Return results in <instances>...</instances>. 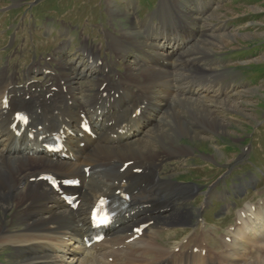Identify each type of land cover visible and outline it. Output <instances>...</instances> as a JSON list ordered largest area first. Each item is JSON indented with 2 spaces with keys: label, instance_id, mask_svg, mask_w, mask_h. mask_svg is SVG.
<instances>
[{
  "label": "bare ground",
  "instance_id": "bare-ground-1",
  "mask_svg": "<svg viewBox=\"0 0 264 264\" xmlns=\"http://www.w3.org/2000/svg\"><path fill=\"white\" fill-rule=\"evenodd\" d=\"M202 6L198 4L197 7L201 8ZM114 11L115 13L126 14L123 9L117 6H115ZM188 15L193 17L191 12ZM148 28V38L154 40L151 41V44L145 42V40L142 43L137 38L138 32L133 31V36L122 34L120 38L111 37L109 46L116 54L125 53L129 46L133 44L136 47L150 48L155 54L164 56L165 61H168V68L158 64V62L154 64L150 62L147 66H138L135 72L130 69L126 77L120 76L116 81H110L107 76L99 74L95 79L96 89L93 94L80 90L81 87L78 81L83 78V72H74L69 64L62 61L61 57L57 61L58 72L53 77L56 82L52 86H55L56 90L45 87L40 92H32L31 86L25 85L18 88L16 82L7 80L11 79L10 76L0 72V210H5L9 205H15L17 210L14 218L23 226L17 234L10 235L8 226L2 223L0 225V246L11 245L14 247L15 252L22 257L21 262L18 261L15 264H157L160 259L165 260L167 256L172 255L173 249L163 247L156 240L159 229L154 226L150 227L138 240L128 243V247L124 249H114V246L122 244L123 240L129 237L125 234L130 230L128 226H123L111 239L101 243L102 250L98 253L85 250L77 245L81 230L87 226L86 208L90 207L99 196L117 189L123 180L138 179L133 175L132 170L134 168L142 169L143 173L139 177L150 184L149 192H153V200L159 201L161 198L174 200V198L179 197L177 194L166 195L161 188L163 185L156 188L155 186L162 183V178L149 168L155 167L157 169L159 165L157 157H170L181 149V147L173 146V141L177 135L185 133L186 128L179 129L178 131L181 130V133L176 132L174 128H166L164 122L170 116L167 113L168 107L176 103L174 99L182 101L190 99V96L184 97L183 91L186 87L194 88L195 95L202 91H210V86L208 81L204 80V78H207L206 75L195 78L198 81L194 79L184 82L185 75L182 74V77L179 73L188 61H184L185 57L182 58L186 52L181 58L178 57L177 53L180 49H189L191 46L190 39L185 41L175 29H172L173 38H167L166 36L165 44L163 42L157 43L156 41H161L162 33H150V26ZM167 46L171 48L172 53L166 52L165 48ZM58 49L59 54L62 51L64 52L65 47H59ZM82 50L87 52L88 59L91 56L95 59L89 64L87 75L93 74L97 70L103 71L102 67H95L96 58L92 46H84ZM161 51L165 54H162ZM205 55L208 56L206 52ZM40 69H42L41 66L36 65L32 66L29 71ZM194 73L198 72L195 71ZM181 78H183V81H181ZM103 84H105V87L101 89ZM132 87H135L136 90ZM181 87L184 88L180 92ZM155 89L160 90L161 94L163 93L161 95L162 100L156 99L155 101L153 96ZM109 91L112 92L113 98L110 95L103 96ZM5 94L10 98L8 109L2 107L1 100ZM26 96H29L28 100H25ZM144 97L148 103L145 110H148V114L145 113L143 127L139 129L135 138L114 145L110 136L107 135L108 131H112V127L94 121V127L99 130V138L96 141L88 137H85V139L69 138L68 140V146L76 158L75 162L54 161L43 154L28 155L27 147L30 140L25 137L15 139L9 130L11 111L17 107L31 113V116H33L31 124L34 123V125L46 129L48 125L58 127L62 121L67 119L68 124L75 128V124L78 122V109H82V112H88L90 111L88 106L100 107L107 104L110 107L106 121L121 120L122 123L126 122L132 127L136 124L137 117L131 118V114ZM180 100L178 102L181 103ZM192 102H194V105L191 107L195 108V112L203 120L202 114L205 112L206 115L207 112H210L211 115L207 117L210 118L208 121L212 125L221 123L217 117L212 115L213 111L209 110L208 107V109L200 108L199 106L202 105L195 99ZM229 106H231L230 103ZM161 113L167 114V117L162 116L161 118ZM91 115L96 114L92 112ZM149 124L152 125L150 127L152 129L150 134H146L143 129L147 128L146 126ZM160 124L162 128H159ZM104 131H107V134ZM80 141L86 142L82 149L76 146V143ZM154 141L159 142L163 155L153 149ZM17 145L19 148H17ZM126 161H132V164L121 171V166ZM88 165H94V169L85 178L82 167ZM45 171H51L59 177L78 176L81 178V186L76 190L79 191L83 202L75 212L67 210L61 199L45 183L31 181L33 177ZM163 184H165L166 189L171 186L168 183ZM172 193L178 192L172 190ZM135 196L148 198L150 193L146 195L144 190H140ZM19 206H22L21 211H18ZM246 207H248L246 209H251L250 205L246 204ZM263 213L264 208L261 212H250L247 219L255 221V218L250 217H257L256 219H259L261 224L251 227V221L249 224L246 220H243L242 226L238 228L239 231H235L231 243H226L223 239L218 241V245L213 250L217 252L218 257L224 259V264H264ZM191 216L190 209L183 208L177 209L174 214L165 215L162 219L157 218L156 220L157 223L160 219V221L163 220V226H170L172 229L176 226L188 224ZM79 223H81V226L78 225ZM244 225L248 229L244 228ZM222 247L228 249L227 254L220 252ZM155 253L160 256V259H154ZM109 256L113 257L111 262L106 260ZM143 259H145V263L141 262ZM168 264L172 263L169 261ZM177 264L214 263L199 256H191L189 261L177 262Z\"/></svg>",
  "mask_w": 264,
  "mask_h": 264
},
{
  "label": "rangeland",
  "instance_id": "rangeland-1",
  "mask_svg": "<svg viewBox=\"0 0 264 264\" xmlns=\"http://www.w3.org/2000/svg\"><path fill=\"white\" fill-rule=\"evenodd\" d=\"M33 1L37 0H0V72L7 69L10 74L15 73L14 76L20 80L24 79V70L32 62L41 57L45 60L61 42H70L62 61L64 60V63L74 67L76 71L83 70L85 72V58L81 51L83 45H92L94 50L99 52L98 56L106 57L103 52L109 47L111 37L119 38L122 34L133 36L132 32L135 31L138 32L139 40L143 37L145 39L146 27L142 26V22L150 20L155 27L160 28L162 15L171 13V16H174L178 10H182L185 13L179 14L183 19L186 16L190 17V15H186L189 12L193 15V9H195L199 13V19L189 24L190 27L191 25L193 27V33H188L193 37V41L190 42L191 46L189 45L188 50L180 49L177 53L181 58L186 52L182 58L185 57L184 61H188L179 73L181 76L185 75L184 82L206 75L207 78L204 80L208 81L209 85H213L212 91H202L204 93L200 95L184 94L185 98L190 96L189 102L174 99L176 103L173 104L172 101L173 105L168 107L167 113L170 116L167 119L169 124L165 119L166 128H174L176 132L180 133L182 127L186 128L185 133L174 138L173 146L181 147V149L172 156L186 154L181 158L170 159V162L165 163L162 172L171 175L174 179L187 180V178H191L192 183L179 184L196 185L200 192L208 189L215 179L223 178L230 171L235 172L236 166L244 164L246 159L250 165L263 167L264 160L261 157H264V141H262L264 140V128L262 127L264 125V0H206L207 2L204 0L207 3L206 6L209 7L203 12H199L203 6L199 10L195 8L196 3L200 0H162L157 5L154 0H136L137 5L134 0H128L130 7H127L126 14L115 13L114 8L119 5L113 1L117 0H38L30 7V2ZM22 3L26 7L9 10ZM201 5L204 3L201 2ZM136 9L138 10L136 11ZM6 10H9L8 13L11 12L9 14L2 12ZM27 10L30 11V15L37 16V23L41 24L40 27L33 28V24L29 20L24 23ZM137 13L138 15L142 14V20H139ZM13 14H19V20H21L20 25L12 31L14 25H10L12 28H9L8 25L9 18H13ZM17 20L18 15L14 16L15 23H18ZM85 21H89L91 24H86L87 29L82 32L79 30V23L81 22L80 26H83ZM56 23L59 27L55 25ZM46 25L51 28V32L46 30ZM14 30L16 31L15 35H13ZM148 30L149 28H147V32ZM183 31L187 33V29ZM154 32L161 34V31L158 32L150 25V33ZM184 39L186 41L189 37ZM165 42L163 43L165 44ZM128 49L130 56L128 55L127 60L118 64L120 72L118 73L121 76L127 75L130 69L135 72L138 68L133 64L137 63L135 58L140 55L139 51L135 47ZM205 52L208 56L205 55ZM58 57L62 58V55ZM51 63L56 65L57 62ZM195 71L198 73L195 74ZM96 72L101 71L97 70ZM86 75L83 74V79L79 80L80 90L93 94L96 88L95 77L91 76L85 79ZM218 86L226 87V91H220ZM209 92L211 94L207 95ZM153 93L157 100H162L163 93L161 94L160 90ZM194 99L202 105L199 106L200 108L212 110V115L217 117L221 123L212 125L208 121L210 118H207L211 115L210 112H207L206 115L205 112L202 114L203 120L195 112V108L191 107L194 105L192 102ZM178 100L182 102L180 103ZM232 102L235 103V106ZM162 116L167 117V114L161 113V118ZM159 128H162L161 124ZM151 129L144 128L143 131L150 134ZM179 129L181 130L178 131ZM260 141L262 144L257 145ZM246 143L252 146L250 152V149L244 150V146H247ZM159 146V142L154 141L153 149L160 153L162 149ZM257 146H260L262 152L256 149ZM258 152L261 155L260 158H258ZM190 156L198 165H193ZM200 160L214 164H205ZM245 170H251V168ZM221 173L222 175H220ZM226 185L229 186L228 183ZM256 198V195L250 193L242 204L246 200L255 202ZM198 203L199 199L193 204L189 203L188 206H180L177 209L189 208L193 216V206L197 208ZM177 209L172 214L177 212ZM16 210L15 205H9L5 210H0V225L3 222L8 226L10 235L17 234L23 228L14 218ZM21 210L22 206H19L18 211ZM205 216L207 219H211L212 214L209 212ZM213 217L220 226L215 231L218 237L219 233H225V225L230 220L229 217L226 218L227 216L221 218L217 214ZM163 222V220L158 222V224H162V228L170 227L163 226ZM160 231L162 229H159ZM159 232L158 234H160ZM183 233L177 231L173 235L172 232H162L161 235L169 244L172 239H178ZM158 234L156 238L159 237ZM158 243L168 248L164 241H162L164 244L159 241ZM0 247L1 264L21 262L22 257L15 252L13 246L1 245ZM154 259L157 260V258ZM144 260L141 262L145 263Z\"/></svg>",
  "mask_w": 264,
  "mask_h": 264
}]
</instances>
